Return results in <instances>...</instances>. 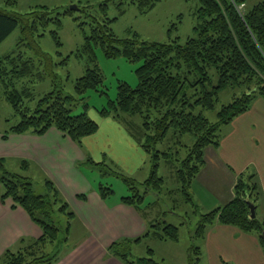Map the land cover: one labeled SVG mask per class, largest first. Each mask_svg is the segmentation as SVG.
Here are the masks:
<instances>
[{
    "label": "trees",
    "instance_id": "obj_1",
    "mask_svg": "<svg viewBox=\"0 0 264 264\" xmlns=\"http://www.w3.org/2000/svg\"><path fill=\"white\" fill-rule=\"evenodd\" d=\"M15 1L6 0V3ZM157 1L105 0L99 4V15L91 14L89 7L76 5V10L68 8L62 12L57 8L39 6L25 14L0 7V43L20 25L17 48L22 44L34 46L40 56L36 63L34 58L13 51L0 59L4 96L18 117L14 125L3 131V139L8 134L42 136L50 128H55L81 147L82 138L97 130V123L86 112L89 107L86 93L98 91L103 86L98 66L88 67L84 75L75 80L73 94H68L60 86L51 58L34 45V36L42 37L48 30L55 44L61 46L57 29L62 24V16L78 10L88 17L90 31L84 32L83 50L90 56L97 45L106 57L122 56L129 62L141 61L135 70L137 85L132 87L119 81L115 99H108L99 114L125 124L148 156L149 175L143 182L119 174L130 191V195L120 201L139 211L144 218L150 217L149 211L153 209L151 203H145L146 196L155 194L157 200H161L164 186V178L160 175L162 162L173 171L177 187L174 192L179 191L184 202L191 204L198 213L189 190L204 164L205 148L219 145L222 128L246 112L254 98L264 99V0L251 7L246 0H198L194 33L184 42L178 36H172L177 28L175 24L168 29V39L164 42L140 40L136 35L121 38L113 31L112 23L116 17L107 15L110 3L121 15L126 6H134L140 13H146ZM66 61L63 59L62 64ZM212 71L217 75L215 84ZM49 80L53 83L51 89L42 90L41 94L29 86L32 82ZM234 87L243 89L241 95L221 106L216 114L217 121L210 122L203 111L214 109L219 93ZM80 104L83 111L74 113L73 109ZM135 115L140 117V122L129 120ZM186 136L193 137L191 145L182 142ZM174 144L179 148L174 152L178 156L176 159L170 153V145ZM158 145L164 148L158 149ZM5 161L0 157V185L3 189L0 201L10 199L20 206L40 228L41 236L35 240L19 239L15 251L6 249L3 252L0 264H54L61 256L59 248L68 241L74 212L50 179L44 178L43 181L46 193L36 194L30 176L7 171ZM85 161L93 167H106L108 172L117 173L103 162H94L87 156ZM28 166L27 160L20 161L22 171L27 172ZM98 193L105 200L113 190L100 184ZM259 195L253 175L240 177L228 203L208 212L199 211L192 239L203 238L214 222L237 227L246 233H264V222L250 217V204L255 203ZM78 197L84 199V196ZM60 215L67 216L64 228L56 224ZM146 237L177 241L178 228L153 218L147 222L142 236L116 240L106 251L123 264H157L151 248L146 249V256L134 258L131 255L132 245ZM50 246L55 249L49 251ZM199 251L198 246H191L189 264H198Z\"/></svg>",
    "mask_w": 264,
    "mask_h": 264
},
{
    "label": "crops",
    "instance_id": "obj_2",
    "mask_svg": "<svg viewBox=\"0 0 264 264\" xmlns=\"http://www.w3.org/2000/svg\"><path fill=\"white\" fill-rule=\"evenodd\" d=\"M93 120L97 130L82 138L81 147L55 128L42 136L8 134L5 139L4 130L0 131V157L5 158V164L25 159L29 163L27 172L35 170L50 179L74 212L70 226L74 222L82 231L80 242L54 264H123L106 248L121 238L142 236L147 222L153 219L123 204L122 197L102 199L98 186L78 165L85 156L93 160L98 155L100 159L106 151L111 154L112 164L131 174L148 161L120 120L100 115ZM203 157L204 164L189 190L198 213L224 206L233 198L238 179L253 175L260 193L252 203L255 217L264 222V99L254 98L246 112L224 126L219 145L205 148ZM2 190L0 185V194ZM40 236V228L20 206L10 199L0 201V257L6 249H16L19 239L35 240ZM198 240V264H264V242L257 233L214 222Z\"/></svg>",
    "mask_w": 264,
    "mask_h": 264
},
{
    "label": "rangeland",
    "instance_id": "obj_3",
    "mask_svg": "<svg viewBox=\"0 0 264 264\" xmlns=\"http://www.w3.org/2000/svg\"><path fill=\"white\" fill-rule=\"evenodd\" d=\"M103 1L105 0H16L8 4L6 0H0V7L10 12L25 14L39 6L57 8L62 12L70 8V6L76 5L81 8L89 7L90 9L88 10H90L91 14L99 15L97 10L99 4ZM260 1L262 0H246V3L248 7H251ZM198 7V0H158L153 9L146 13H140L134 6H126L125 12L118 15L116 6L110 3L107 15L110 18L116 17V20L112 23V29L121 38H133L136 35L140 40L164 42L168 39V29L175 24L177 28L173 31L172 36H178L180 41L184 42L187 37L194 33L193 27L197 23L196 11ZM75 18L78 19L74 20ZM61 22V26L57 29L61 41L60 47L55 44L48 30L42 37L34 36V45L51 58L60 86L68 94H73L75 80L84 75L88 67L98 66L102 74L103 86H100L98 91H88L86 93V101L89 105L86 112L88 117L93 120L95 119V115H100L99 110L107 104L108 99H115L119 81L126 82L132 87L137 85L135 70L141 61L129 62L122 56L114 58L106 57L97 45L93 47V54L90 56L87 53L88 51L83 50L85 43L84 32L88 33L90 31L88 17H85L78 10L74 11L73 14L62 16ZM81 22L86 23L80 26ZM19 37L20 25L0 43V59L14 51V53L21 52L26 57L34 58L36 63H38L37 61L38 58L40 59V56L37 55L34 46L22 44L17 48ZM63 59L67 60L66 64H62ZM211 78L215 84L217 75L214 71H212ZM52 85L53 83H50V80L29 84L36 93L51 89ZM101 91L105 93H101ZM242 91L243 89L240 87L222 90L219 93L214 109L203 111L204 116L210 122H216V114L221 106L230 103L234 96L239 97ZM73 111L74 113H79L83 111V106L80 104ZM129 120L140 122V117L135 115L129 118ZM17 121L18 117L14 115L12 107L7 102L4 96L3 84L0 81V131L8 129ZM193 141L194 139L191 136H186L182 139V142L186 145H191ZM170 147V153L176 159L178 156H175L174 152L179 149L178 145L174 144L170 145ZM163 148L162 145H158V149ZM108 153L109 151H106L100 159L97 158L98 155H95V160H93L97 163H105L117 173L108 172L105 170L106 167H93L85 160L78 165L87 173L93 185L99 187L101 184L104 188L109 187L113 190V194L109 198L119 199L120 197L128 196L130 195V191L119 174L141 183L149 175V160L146 161L142 169L138 170L135 174H131L124 171L121 166L117 167L112 164L110 162L112 159L111 154ZM103 157L106 158L102 160ZM5 169L12 173L30 175L34 192L36 194L46 193L43 187L44 178L38 171L30 170V172H24L21 170L20 163L12 161L5 164ZM172 172L169 166L164 162L161 163L160 175L164 178L163 191L160 194L161 200L158 201L155 194H149L145 198V203H151L153 208L149 211L150 218L177 226L178 240L164 242L154 238L142 239L140 243L132 245L131 255L134 258L146 256V249L152 248L155 251L153 258L157 264H189L188 257L191 246L195 245L197 247L200 243L198 239H192L199 220V213H195L191 204L184 202V197L179 191L174 192L177 187ZM66 222L67 216L65 215H60L56 220V224L62 228L66 226ZM82 236L80 228L72 222L68 241L59 248L60 254L62 255L73 245L80 242ZM16 249L11 250L15 251ZM54 249V246L48 247L49 251H53Z\"/></svg>",
    "mask_w": 264,
    "mask_h": 264
},
{
    "label": "water",
    "instance_id": "obj_4",
    "mask_svg": "<svg viewBox=\"0 0 264 264\" xmlns=\"http://www.w3.org/2000/svg\"><path fill=\"white\" fill-rule=\"evenodd\" d=\"M69 9H71V10H76L77 7H76L75 5H73V6H70ZM250 217H251V218H254V217H255L254 205H253L252 203L250 204ZM260 237H261V239H262L263 242H264V233L260 234Z\"/></svg>",
    "mask_w": 264,
    "mask_h": 264
},
{
    "label": "built area",
    "instance_id": "obj_5",
    "mask_svg": "<svg viewBox=\"0 0 264 264\" xmlns=\"http://www.w3.org/2000/svg\"><path fill=\"white\" fill-rule=\"evenodd\" d=\"M238 9H239V7H238Z\"/></svg>",
    "mask_w": 264,
    "mask_h": 264
}]
</instances>
